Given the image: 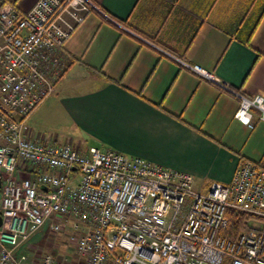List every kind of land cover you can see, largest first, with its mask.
I'll return each instance as SVG.
<instances>
[{
	"label": "built area",
	"instance_id": "2783aa9c",
	"mask_svg": "<svg viewBox=\"0 0 264 264\" xmlns=\"http://www.w3.org/2000/svg\"><path fill=\"white\" fill-rule=\"evenodd\" d=\"M93 12L105 16L93 0L0 8V264H264L263 166L243 162L201 193L190 174L141 157L32 137L31 116L68 69L66 44ZM178 61L239 99L235 120L254 129L256 111L264 123V97ZM229 210L249 217L234 240ZM45 231L65 234L78 259L23 250Z\"/></svg>",
	"mask_w": 264,
	"mask_h": 264
},
{
	"label": "crops",
	"instance_id": "0c3cea01",
	"mask_svg": "<svg viewBox=\"0 0 264 264\" xmlns=\"http://www.w3.org/2000/svg\"><path fill=\"white\" fill-rule=\"evenodd\" d=\"M37 1L0 0V8L23 13ZM93 1L105 16L93 12L67 42V72L39 106L72 114L80 149H112L188 173L201 193L231 183L243 162L264 167L259 113L254 129L241 124L239 99L178 61L264 97L253 87L264 67V46L256 43L264 0Z\"/></svg>",
	"mask_w": 264,
	"mask_h": 264
},
{
	"label": "rangeland",
	"instance_id": "374dc122",
	"mask_svg": "<svg viewBox=\"0 0 264 264\" xmlns=\"http://www.w3.org/2000/svg\"><path fill=\"white\" fill-rule=\"evenodd\" d=\"M43 103H41L42 106ZM38 107L36 116L32 124L29 125L36 135L42 137V140L47 141L50 145H71L82 148V135L76 129L77 122L69 111L60 106L55 109H50L46 105L42 108ZM28 247L33 248L30 250L37 257H43L46 254L63 255L69 258L77 256L68 246V238L65 234H54L49 231L35 235L23 250H28ZM76 258L78 259V256ZM79 259L81 258L79 257Z\"/></svg>",
	"mask_w": 264,
	"mask_h": 264
},
{
	"label": "trees",
	"instance_id": "16d2710c",
	"mask_svg": "<svg viewBox=\"0 0 264 264\" xmlns=\"http://www.w3.org/2000/svg\"><path fill=\"white\" fill-rule=\"evenodd\" d=\"M66 72H65V74H66ZM0 192H1V190H0ZM227 215L230 219V227H229L228 231H226L223 235L226 238L234 240L240 234L245 232V225H246V222L249 221V217H247L243 213H238V212H235L233 210H229L227 212Z\"/></svg>",
	"mask_w": 264,
	"mask_h": 264
},
{
	"label": "snow or ice",
	"instance_id": "6c2138e0",
	"mask_svg": "<svg viewBox=\"0 0 264 264\" xmlns=\"http://www.w3.org/2000/svg\"><path fill=\"white\" fill-rule=\"evenodd\" d=\"M256 43L264 46V32H261L256 39ZM253 87L258 89H264V67L261 68L256 80L253 81ZM247 123V121H246Z\"/></svg>",
	"mask_w": 264,
	"mask_h": 264
},
{
	"label": "water",
	"instance_id": "95a60500",
	"mask_svg": "<svg viewBox=\"0 0 264 264\" xmlns=\"http://www.w3.org/2000/svg\"><path fill=\"white\" fill-rule=\"evenodd\" d=\"M2 225V220H1V218H0V226Z\"/></svg>",
	"mask_w": 264,
	"mask_h": 264
}]
</instances>
